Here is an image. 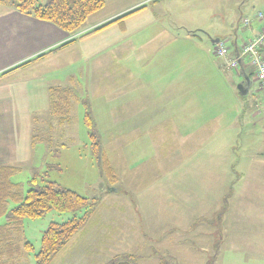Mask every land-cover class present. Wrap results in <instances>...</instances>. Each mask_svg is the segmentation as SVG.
Returning a JSON list of instances; mask_svg holds the SVG:
<instances>
[{
	"label": "rangeland",
	"instance_id": "obj_1",
	"mask_svg": "<svg viewBox=\"0 0 264 264\" xmlns=\"http://www.w3.org/2000/svg\"><path fill=\"white\" fill-rule=\"evenodd\" d=\"M250 1L158 0L149 15L167 33L150 35L152 42L142 44L139 34L130 31L124 41L107 47L98 38L83 41L89 46L85 51L74 46L54 73L63 80L61 86L73 75L80 99L64 127L46 129L50 144L31 141L35 131L43 136V128L54 120L47 90L30 108L17 105L15 112L0 113V155L6 165L20 168L11 181L23 194L54 181L93 204L83 226L50 264H107L113 259L215 264L216 253L220 259L240 237L251 238L254 230L263 233L254 220H264V194L254 195L252 186L239 195L234 192L243 187L238 183L243 172L264 171V101L258 83L241 94L243 79L227 64L234 31L238 44L251 37L242 22L252 18L245 9ZM256 1L261 6L256 10L264 12V0ZM128 2L106 0L101 12L89 17L110 14ZM216 38L229 48L226 57L214 55ZM133 91L138 98L131 96ZM256 98L261 113L253 116ZM84 102L92 131L116 169L115 185L101 175ZM260 148L263 153L254 152ZM87 210L51 209L41 217L23 218L22 240L33 249L23 254L22 262L35 264L51 222L63 223ZM235 220L240 224L234 225ZM4 221L2 216L0 224Z\"/></svg>",
	"mask_w": 264,
	"mask_h": 264
},
{
	"label": "crops",
	"instance_id": "obj_2",
	"mask_svg": "<svg viewBox=\"0 0 264 264\" xmlns=\"http://www.w3.org/2000/svg\"><path fill=\"white\" fill-rule=\"evenodd\" d=\"M157 3L158 0H129L125 6L114 10L110 14H103V16H97L90 19V17L95 15L93 13L74 35L67 34L48 22L40 21L32 16L19 13L12 6L0 4V73L31 60L27 64L12 70L11 73L9 72L7 75L0 77V113L15 112L13 109L16 108L17 105H22L25 109L30 108L32 107V102L37 103L39 99H43L46 90L49 111V89L54 86H61V83H63V80H61L54 71L61 67L62 62H64V59H66L69 54L70 56L72 55L74 52V46L80 45L81 48H83L82 51H85V47L89 46L86 45L87 43L82 45V42L87 39H104L105 45L102 44V46L107 47L111 43H116L120 40L124 41V37L130 31L139 34L138 41L142 44H145L148 41L152 42L155 37L150 35L167 33L166 28L156 27L155 17H152V19L150 18L149 11L152 10ZM256 5H260L258 1L251 0L248 5L245 6V9L248 11L247 15L252 17L250 24L247 26V32L251 37L246 42L238 44L237 33L234 31L235 36L232 41L233 56L231 58L236 57L240 52L241 47L253 38L264 25V21H259L253 18L255 12L260 11V9L256 10ZM134 9L138 10L116 23L119 25L113 23L97 32L78 39L79 36ZM100 10L97 11L96 14L101 12ZM153 26L156 28H152ZM72 38H76V41L36 59L38 55L45 53ZM166 41L167 40L165 39L162 40L159 45L163 46ZM218 41H220L218 38L212 40L215 44L213 52L215 51V46ZM260 52L264 58V44L261 47ZM87 53H90V51H87ZM84 54L86 53H83V55ZM163 59H166V56L163 57ZM73 61H75V59L71 57L70 63ZM235 71L243 79L241 83L244 88L243 91H247L244 94L249 93V87L252 82L256 80L253 69L246 58L240 59L238 68L235 69ZM70 75L71 74H68L66 77V79H68L67 85L73 87V83H71L74 81L72 78L73 75ZM11 76H20L17 77L20 79H13ZM170 81L171 80H167L166 82ZM257 90L260 92L262 100L264 101V96L258 86ZM16 91H18V94H16ZM131 96L134 97V99L138 98V95L136 96V92L134 93V91ZM13 99H15V102H11ZM258 100L259 98H256V101L252 102L251 108L253 109V116H258L261 113L259 108L260 100ZM254 152L260 154L263 153V150L260 148V151ZM4 161L5 160H3L0 155V164H8ZM238 183H240V186L243 185V187L238 191H234L235 194L238 193L239 195L242 193L243 188L246 186H252L255 188V191L251 192L254 195H258V193L264 194V190H261L264 189V171L257 175L250 170L249 172L246 170L241 176H239ZM255 199L259 200V197L257 196ZM236 222L240 224V220H235L234 225ZM251 222L253 223V221ZM254 222L255 226H260V228L264 229V220L257 219L254 220ZM248 223L249 221L247 224ZM208 225L211 227V229L208 230L213 236L214 230L212 229V225ZM209 232H207L206 236L209 235ZM253 232H255V234H252L251 238L240 237L239 241L235 242V245H233V248L230 251H223L221 253L222 255L220 259L218 258V253H216L215 264H264V231L263 233L261 230L259 232L254 230ZM254 242H256V244Z\"/></svg>",
	"mask_w": 264,
	"mask_h": 264
},
{
	"label": "trees",
	"instance_id": "obj_3",
	"mask_svg": "<svg viewBox=\"0 0 264 264\" xmlns=\"http://www.w3.org/2000/svg\"><path fill=\"white\" fill-rule=\"evenodd\" d=\"M0 4L12 6L19 13L48 22L63 32L74 35L90 15L104 7L105 0H49L46 4H41L39 0H0ZM138 9L131 10L108 21L79 36L78 39L97 32L115 22H120L123 18ZM74 41H76V38L67 40L57 47L38 55L36 59L52 51L61 49ZM30 61H26L0 73V77ZM49 98V112L54 116V120H50L48 125L43 128L45 130L43 136L40 135V131L33 133L31 136L32 144L40 141H45L48 144L51 143V136L47 137L46 129L51 130L54 126L64 127L70 121L69 115L72 105L80 99V95L70 85L54 86L49 89ZM84 107L85 124L91 130L89 134L93 139L92 150L99 162L101 175L111 185H115L117 181L116 169L112 165L108 154L101 147L97 134L92 131L94 122L88 112V104L86 102H84ZM19 170L20 168L16 166L0 164V218L4 216L5 219L0 224V264H25L22 262L23 254L33 249L30 242L22 240L23 218L41 217L51 209L59 212L81 208L88 209L82 216H73L63 223L51 222L43 232L39 251L34 255L35 264H50L54 256L73 238L79 228L83 226L93 204H90L87 198L76 192L59 187L54 181H48L47 184L37 188L30 187L23 194L19 184L11 181V176ZM34 181L35 179L32 178L29 182L33 183ZM9 202L15 203L10 209L7 207ZM107 264L131 263L128 261H115L113 259Z\"/></svg>",
	"mask_w": 264,
	"mask_h": 264
},
{
	"label": "built area",
	"instance_id": "obj_4",
	"mask_svg": "<svg viewBox=\"0 0 264 264\" xmlns=\"http://www.w3.org/2000/svg\"><path fill=\"white\" fill-rule=\"evenodd\" d=\"M255 19L264 21V12L257 11L254 14ZM252 18L245 17L242 22L245 26H248ZM264 44V25L259 29L256 35L245 43L236 57L230 58L228 66L237 69L240 59L246 58L250 66L253 68L255 80L258 83V88L264 96V58L260 52L261 47ZM216 56L226 57L228 54V48L224 42L218 41L214 51ZM246 56V57H245Z\"/></svg>",
	"mask_w": 264,
	"mask_h": 264
},
{
	"label": "water",
	"instance_id": "obj_5",
	"mask_svg": "<svg viewBox=\"0 0 264 264\" xmlns=\"http://www.w3.org/2000/svg\"><path fill=\"white\" fill-rule=\"evenodd\" d=\"M243 85L241 84L239 87H238V91L241 93V94H244L245 92L247 91H243Z\"/></svg>",
	"mask_w": 264,
	"mask_h": 264
}]
</instances>
